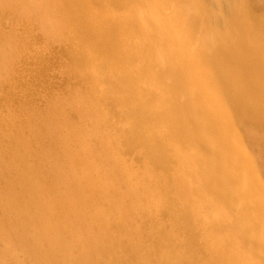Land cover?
Here are the masks:
<instances>
[{"label":"bare ground","instance_id":"bare-ground-1","mask_svg":"<svg viewBox=\"0 0 264 264\" xmlns=\"http://www.w3.org/2000/svg\"><path fill=\"white\" fill-rule=\"evenodd\" d=\"M62 2L65 15L74 24V37L79 40L72 45L63 44L62 55L76 64L74 72L79 76L74 75L78 81L90 74L100 84L101 91L97 92L102 103L99 100L96 106L91 102L90 106L81 107L80 115H90L94 120L91 127L71 123L75 111L64 117L53 108L42 117L45 120L21 114L17 121L14 117L2 121L7 131H15L14 136L0 139L2 149L21 146L22 154L21 158H17L19 154L0 157L4 186L0 191V245L10 240L26 254L8 247L6 259L0 251V264H19L22 260L26 264H101L103 256L106 260L102 264H253L231 254L235 244L252 252L254 264H264L263 209L237 178L242 174L240 163L245 162L233 137V133L252 136L264 156V26L260 27L246 10L249 1ZM135 2L141 7H136ZM263 5L259 6L264 8ZM136 8L138 14L134 13ZM39 60L33 76L44 81L39 67L46 60ZM4 93L0 105L15 104L22 109L28 99L33 101L32 96L22 100L13 90ZM54 115L70 121L47 125L46 121ZM107 125L116 136L113 132L111 137ZM81 131L86 132L84 136ZM94 136L98 138L97 146L107 150L108 143L114 140L120 144L119 150L123 146L126 151L135 152L137 158L146 159L149 167L153 165L160 171L144 167L142 178L154 180L162 193L157 212L173 211L175 227L182 233L179 231L177 237V245L182 246L176 249L178 260L168 255L169 251L165 257L157 256L158 251L154 253V249L165 244L172 250L175 247L164 232L168 230L164 229L166 222L153 224L154 228L147 225L153 221L148 212L151 203L149 200L146 205L143 199L152 185H144L142 178L138 183L134 181L133 170L125 166L124 160L112 156L111 151L103 159L96 158L90 145ZM14 137L21 139L20 145ZM70 139L79 144L76 154L67 142ZM189 149L195 153L188 155ZM169 151L178 159L172 161ZM174 165L191 169L192 176L189 173L190 176L169 179L164 172ZM186 183L193 189L200 183L206 189L204 197L209 204L205 210L194 211L182 189ZM73 188L79 190H74L78 205L70 197ZM141 189L148 191L143 202L137 198ZM220 200L224 207H217L219 211L216 203ZM87 202L91 203L89 209L84 207ZM101 203L126 217H137L146 210V218L144 214L137 220L136 229V225L116 219L119 216L113 218L110 210L106 213L97 208ZM232 211H240L239 217L248 224L258 225L250 226L258 239L248 238L245 230L239 231L234 223L240 219H234ZM88 212L94 215L90 213L86 219ZM231 232L238 243H234ZM89 248L98 252V258L89 254ZM200 249L208 261L198 254ZM33 251H39L40 256ZM28 252L34 257L28 258Z\"/></svg>","mask_w":264,"mask_h":264},{"label":"rangeland","instance_id":"rangeland-1","mask_svg":"<svg viewBox=\"0 0 264 264\" xmlns=\"http://www.w3.org/2000/svg\"><path fill=\"white\" fill-rule=\"evenodd\" d=\"M62 1L63 0H0V84H1L0 85V98L5 94L4 92H6L7 89H9V91L13 90L14 94L16 93L15 96L16 95H17V97L20 96V98H22V100H23V97H30V96L33 97V98H31V100H33V101H30L28 99L29 102L26 101V103L22 109H19L16 106H14L15 104H12V105L2 104V105H0V131H1L0 132V139L1 138L3 139V137L5 135L14 136V134H15V131L12 129L7 131L8 129L1 125L2 121H5L6 119H8V120L13 119V117H14L13 120L17 121L18 116L21 114L26 115V116L28 114L33 115L36 119L40 118L39 119V121H40L42 119V117H44L46 115V113H48V111L51 110V108H53V110H55V111L56 110L61 111L64 114L63 115L64 117L68 115V114H66L68 112H73V113L79 112V113L78 114L75 113V115L73 114V116L71 117V121H70V119L69 120H63L62 118H59L57 115H54L52 117V119L48 118L49 120L46 121L47 125H50L52 123H55L57 125V123H63V122L68 124V121H70L71 123H73L75 125H77V124L78 125H81V124L87 125L88 124L87 126L91 127L90 123L94 122V120H92V117L90 115L86 116V114H83V117H82L80 115V110L82 108L84 109L85 106H87V107L90 106L91 102H92V105L94 104L95 106L97 105V103L95 104L96 101L98 102L100 100L99 102L102 103V98L100 95H98V92L100 93V91H101L100 90V84L98 85L97 83H95L93 76H91L90 74L88 75V78L86 77V79H85L86 83H81L82 81H85V80L78 81V78L74 75V74H77L79 76L78 73L74 72L76 69V67H75L76 64H74V62H72V61L69 62V60L65 56L62 55L61 48H62L63 44L67 45L70 43L72 45V43H74V42L76 43V41H79L78 39H76L74 37V33H75V29L73 28L74 24L71 23L69 21L67 15H65V12L63 10V5H62L63 2ZM247 1H249V2L247 3L248 7L246 8V10H248V12L252 15V17H254V20H256L257 24L259 23V26L263 27L264 26V8L260 7L259 5H263L264 0L263 1L262 0H247ZM97 6L98 5H96L95 7L97 8ZM135 6L141 7V5H139L136 2H135ZM138 9L139 8H136L134 13L138 14ZM121 11H122V9L119 10V12H121ZM154 17H157V16H154ZM98 22L100 23V21H98ZM68 32H69V34H68ZM89 41L92 42L91 40H88V42ZM91 44L92 43H88V45H91ZM41 58H42V61L44 59L46 60L45 64L43 63L42 66L39 67L41 76H42L44 81H40L33 76V73L37 70L38 63L40 61L39 59H41ZM98 89H99V91H98ZM58 105H60L61 107ZM66 105H68V106H66ZM64 107H65V109H64ZM16 115H17V119H16ZM41 115H43V116H41ZM88 116H90L92 121L89 120L90 118H88ZM45 119H42V120H45ZM50 120H51V122H50ZM104 121L108 122L111 120H104ZM157 122H159V121H157ZM160 123H161V121H160ZM104 127L105 126H103V128ZM110 129H112V128L109 127V130H108L110 133L112 132L111 137H113L114 135L116 136L117 133L113 129L112 130H110ZM254 131L257 132L258 130H254ZM82 132L83 131H81V133ZM90 132H92V131H90ZM113 132H114V134H113ZM256 132H254V133H256ZM76 133H74V134L72 133V134L75 135ZM85 133L86 132H83L82 135L81 134H79V135L84 136L83 134H85ZM112 134H113V136H112ZM233 135H234L233 137L236 139L234 141L238 144V146L240 147V149L242 151L243 155H241V159L244 160V162H245V163H240V167L242 169V174L238 175L237 178L240 179L242 187L244 188V191L248 195H251V198L254 200V202L258 203L262 207L263 214H264V156H263V153L262 152L259 153V149L256 147L257 143L254 144V138L252 136H249V135L244 134V133H242V134L241 133H236V134L233 133ZM17 138L18 137H14L13 139L15 140V143L20 145L22 141H20L21 140L20 138H18V140H17ZM96 139H98V138L94 136L93 138L91 137V139H90V141H92V142L89 141L90 145L92 144L91 145L92 154L96 155V158H98V159H103V157H107L108 154L111 155V152H112V156H114V155L118 156L119 159H122L126 162L125 166L127 165L128 168L130 167V169L133 170L134 176L132 179L134 181L136 180L137 183L139 181L138 179L143 177L142 176L144 174L143 171L148 170L146 167L151 168L152 171L160 172L158 169L156 170L155 168H157V167H154L153 165H152V167L151 166L149 167L148 164L149 165H151V164L149 162L145 163L147 161L146 159L143 160L142 158H140V159L137 158L135 156V154H136L135 152H130L129 150L126 151V149H123V146H122V149L119 150L121 148V147H119L120 144L116 143L114 140H111L112 142L108 143V144H110V147L106 150L107 147L105 149H103V147H101V145L97 146ZM71 140L73 142V139H70L67 142L70 141L69 145L72 144V146L74 148L73 150L75 151V152L74 151H72V152H74L76 154L78 149H79L78 148L79 144L77 143V141L72 143ZM93 146H95L96 148ZM20 147L21 146H18V148L14 149L16 151H14L13 149H9V150H12V152L11 151L9 152V150H7L5 148L2 149V147L0 145V157H2L4 155H6V156L10 155V156H14V157L16 156L17 157V154H19L17 158H21L22 153H21ZM118 147H119V149H118ZM110 148H111V150H110ZM19 149H20V151H19ZM94 149H96V150L94 151ZM80 150L78 153H80ZM105 150H106V153H105ZM107 151H109V152L111 151V152L109 153ZM192 151H193V153H195L194 149L193 150L189 149V151H187L188 155ZM247 151H248V153H247ZM17 152H19V153H17ZM170 152H171V154H170ZM2 153H3V155H2ZM42 153L43 152H41V154ZM173 155L175 156V158ZM197 155H199V154H197ZM244 155H246L247 157H245ZM168 156H169V158L172 159V161L178 159V158L176 159L177 156L172 151H169ZM248 156H250L251 158H249ZM109 159H110V157H109ZM198 159L199 158H197V160ZM172 167L173 168L170 167L167 169V171L164 172L166 177H168L169 179H173L175 176L179 178L182 175L186 177V176H190L192 174V172L190 173L191 169L188 171L187 167L183 168L182 166H175V165ZM175 167L178 170L175 169ZM151 169H149V170H151ZM72 172L74 173V170H72ZM189 173H190V175H189ZM168 174H170L172 176H170ZM142 179L143 180L140 179V181L143 182V184L146 182V183H149L150 185H152L149 188L154 191L153 195L150 194V192H152V190H149V192H148L145 189L139 190L138 193L140 196L137 195L138 193L137 194L133 193L132 195H134V196L137 195V198L140 201H142V198L148 192L147 196L145 195L146 197H145V199H143V201L145 200L144 202L147 205V202H149V200H150L151 205L148 208V209H150V210H148V212H149L153 221L147 223V225L151 224L150 226L154 228L155 226H152L153 224L157 223V224L163 225L166 222L168 225L165 223L164 225H166V226L164 227V229H168L169 231L165 230L164 232L167 231L166 233H168L170 235V240H171V242H173L171 244L172 245L174 244L173 246L175 247V249L172 250V249L167 248V245L165 244L164 246H160V248H158V249H154V251H155L154 253L156 254V252L158 251L157 256L158 255L164 256V255H167V252L169 251L168 255H170V256L172 255L171 257H173L175 260H178V257H179L178 254L179 253L177 252L176 249H179V248L181 249L182 246L180 244L177 245V241H178L177 237L179 235L180 229L175 227V223L177 221L174 218L173 211H170V212L166 211V213L163 212V214L162 213L159 214V212H157V208L161 207V195H162V193H161L160 189H157L158 185H156L154 180H151L150 178L145 179V180H144V178H142ZM120 180H122V178H120ZM149 184H147V185H149ZM144 185H146V184H144ZM79 186L80 185L74 184V187H79ZM81 187L83 188L82 185H81ZM196 187H194V189L190 188L188 186V184L186 183L183 185L182 189L184 190L183 192L185 193L186 197H188L189 200L192 202L194 211L196 209L205 210V208L208 207V204H209L207 202V200H205V197H204V194H205L204 190L206 191V189H203L204 187L200 183L196 184ZM3 188H4V186H3L2 179L0 176V191H2ZM74 190L79 191L78 188H73L72 192H70V197H74L75 198V205H78L79 199L74 196L76 194V192ZM200 191H202V192H200ZM233 191L236 193L239 192L238 190L236 191L235 188H233ZM200 193H201V195H200ZM202 193H203V195H202ZM146 198H147V200H146ZM89 204H91V203H88V202L85 203L84 207L87 206V209L91 208ZM105 204L106 203H103L104 206L102 205V203L97 204L96 207L97 208L100 207L99 209H101L102 211L104 210V212H106V213H109L108 211L110 210L109 214L113 215L112 216L113 218H116L119 216L116 219H120L122 221L124 220V221H126L125 223L134 225V227L136 225V229H137V224H138L137 220L140 219L144 214L145 215L143 216V218H146V214H147L146 210H145V213H143V212L141 214L139 213L137 215V217L136 216L126 217V215L125 216L123 215L124 216V218H123V216H121L120 214H116V213H119L118 210H113L111 212L109 205H107V204L105 205ZM216 204H218V206H216V210L220 211V209L217 208L219 206L221 208L224 207L222 204V200L218 201ZM82 208H83V205H81V209ZM189 208H191V207H189ZM206 211H207V209H206ZM90 213L88 212L89 215L87 217L85 216L86 219L90 218ZM92 213H93V211H92ZM229 213H230V211H229ZM232 213H233V215H232ZM232 213H231L232 217L235 216V217H238L240 219L237 221V223L236 222L234 223L235 226L236 225H237V227L239 226L238 227L239 231L245 230L248 238H251L253 240L258 239V238H256L257 236H255L254 232H252V231H255V229H252V227L255 226L256 224L255 223H254V225L248 224L245 220H243L241 217H239L242 215V213L240 211H234V212L232 211ZM153 214H155V215H153ZM92 215H94V214H92ZM155 217H157L158 220ZM219 217H220V214H219ZM221 217H222V215H221ZM223 217L225 218V215H223ZM235 217H234V219H235ZM128 218H129V220H128ZM154 220H155V223H154ZM160 221H162V223H160ZM250 226H252V227H250ZM257 226L258 225H256V227ZM250 229H252V230H250ZM199 232H203V231L199 230ZM245 232H243V233H245ZM142 233L144 234V232H142ZM180 234H182L181 231H180ZM228 234L229 233H227V235ZM182 237H183V235H182ZM231 238L234 240V243H236V242L238 243L239 239L233 233L231 234ZM173 239H175V240L173 241ZM7 241L9 242L8 244H7ZM104 241H106L107 243H110L108 240H104ZM150 241H148V242H150ZM13 243L14 242H12V241L10 242V240H6V242H4V244L1 243L0 251L2 253L3 259H6L5 257L9 256V254L5 252L8 249V247H11L15 253L16 252L17 253H25L23 248L18 247L14 243L17 246L18 250H20V251L22 250L21 252L15 251V250H17V248H16V246L13 248V246H14ZM5 244H7V245H5ZM179 245H180V247H179ZM164 247L167 250L164 249ZM231 249H232L231 254H238V256H240L238 258L239 260H243V261L248 260L254 264V262H255L254 256H253L252 252H250L249 250H245L243 248L238 247V244L232 245ZM93 250L94 249H92V251H91V249L89 248L87 251L89 252V254H92V256L95 255V256H93V258L94 257L98 258L97 257L98 255L96 254V253H98V252H96L97 250L95 251L96 253H94ZM171 250L174 252H172ZM170 251H171V253H170ZM88 252H87V255H88ZM197 252H199L198 254L200 256L202 254L204 255L203 252H202V254H200L201 249H200V251L197 250ZM30 253L31 252H28V255H27L28 258H30L32 256L34 257L35 254H37L39 256L41 254L38 251V253L34 252V255L32 253V256L31 255L29 256ZM184 253H182V255ZM190 253L191 252L188 251L186 254L189 255ZM263 254H264V252H263ZM174 255L175 256L177 255V257H175ZM193 255H194V252H193ZM204 258H205V260L209 259V257H206V256ZM233 258L235 259V255L233 256ZM104 259L106 260V258L103 256L100 259L101 261L99 263H101V264L104 263L105 262V261H103ZM21 263L26 264L23 260L21 261ZM21 263H19V264H21ZM239 263L243 264L242 261H240ZM44 264H48V263L44 262Z\"/></svg>","mask_w":264,"mask_h":264}]
</instances>
